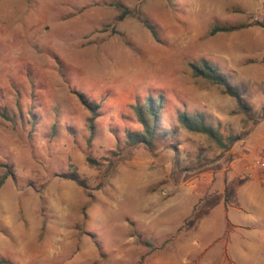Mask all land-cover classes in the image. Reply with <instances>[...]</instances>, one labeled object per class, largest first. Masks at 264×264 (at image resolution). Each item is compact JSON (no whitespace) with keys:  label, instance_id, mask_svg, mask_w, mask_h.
I'll return each mask as SVG.
<instances>
[{"label":"rangeland","instance_id":"rangeland-1","mask_svg":"<svg viewBox=\"0 0 264 264\" xmlns=\"http://www.w3.org/2000/svg\"><path fill=\"white\" fill-rule=\"evenodd\" d=\"M115 4L132 14L118 20ZM261 6L264 0H0V263L23 264L19 236L35 235V212L45 215L60 193L57 202L65 196L76 207L67 215L78 216L79 231L99 251L117 245L124 214L127 227L134 217L149 227L143 251L160 252L165 264H233L224 242L228 258L243 239L260 244V227L221 234L217 191L201 194L220 182L222 169L264 155ZM215 26L243 27L210 35ZM202 62L242 91L252 120L222 87L193 76L190 64ZM73 92L99 106L91 140V114ZM150 96L163 98L153 148L130 147L127 133L142 130L135 108ZM182 112L204 115L222 138L240 140L224 150L185 130ZM253 203L262 202L237 201L249 217ZM11 225L21 233L11 237ZM50 240L45 231L40 244Z\"/></svg>","mask_w":264,"mask_h":264},{"label":"crops","instance_id":"crops-1","mask_svg":"<svg viewBox=\"0 0 264 264\" xmlns=\"http://www.w3.org/2000/svg\"><path fill=\"white\" fill-rule=\"evenodd\" d=\"M260 151L258 148L254 149L255 153ZM244 165L245 163L238 162L232 164L231 170L222 169L221 174H219L221 177L220 182L213 186L211 190L207 188L209 190L201 195L205 198L209 197L214 190L217 191V202L220 203L219 222L221 226V229L218 230L221 234L242 228L239 224H244L253 232L256 227L261 228V246L254 242H245V239H243L244 241L241 240L240 243L233 246L236 250L233 255L234 258H228L226 254L227 243L224 242L223 238L219 239L220 243L224 242L221 249L224 250L222 254H224V258L228 263L234 264L235 260L239 261V259L244 258L246 262L255 260L254 264H264V258L261 261L259 260V263L256 260L260 253L264 255V173L257 172L253 177L247 178L245 177ZM226 188L230 190L228 202L226 201ZM60 196L61 193L52 196L57 197V199L49 200L50 203L48 202L45 209V215L44 211L38 210L35 212V217L38 219V228L35 230V235L24 233L23 237L19 236L22 238L19 244L25 252L23 264H165L159 257L160 252L153 255L143 251L142 247L144 245L150 247V244L143 240L144 235L148 237L152 234L149 227L146 226V228L141 229L140 225H137L138 219L136 217L130 220L135 226L133 228L127 227L125 214L121 218V221H123L122 230L117 232L115 242L117 245L113 244L114 246H111L110 242H107L103 250L99 251L98 249L101 246H96L97 243L91 238V234L86 230L79 231L78 216L76 214L74 216L67 215L68 211L71 212L72 208L76 207H71L72 205L68 207L67 203L64 204L66 201L65 196L61 203L57 202L60 201L58 200ZM238 200L245 202L246 206L249 202L252 204V201L255 202V200L262 203L260 205L253 203L251 217H249L246 211L238 207ZM228 209L234 211V219L229 217ZM39 212H43L42 215ZM134 215L138 216L136 213ZM201 216H206V213ZM180 219L184 221L185 217L183 216ZM120 227L121 225H118V229ZM7 228L9 229L6 232L11 237L21 233L19 228L14 225ZM45 231L51 234V240L50 243L41 245L40 240H42ZM168 232L167 227L166 233Z\"/></svg>","mask_w":264,"mask_h":264},{"label":"trees","instance_id":"trees-1","mask_svg":"<svg viewBox=\"0 0 264 264\" xmlns=\"http://www.w3.org/2000/svg\"><path fill=\"white\" fill-rule=\"evenodd\" d=\"M170 1V0H167ZM117 11L120 12L118 20H123L126 16L131 15L132 11L124 8L120 4H115L114 6ZM139 21L143 26L151 32V34L156 37V32L154 28L140 16H137ZM262 27L264 25L261 24ZM243 26H229V27H220L215 26L210 31V35H215L216 33H231L241 29ZM193 76L196 78L204 79L213 84H216L223 88V91L226 95L235 100L238 111L247 116L249 120H252L254 117V112H252L250 106H248L244 101V96L242 91L239 88L231 86L227 79L218 72L211 64L202 62L199 65L190 64ZM79 100V102L90 112L91 116L88 119V131L90 132V140L94 134V121L97 118L98 105L91 104L84 96L78 92H73ZM162 96L152 97L150 96L146 99L142 105L136 106L135 115L137 122L141 126L142 130L140 133H127L126 140L130 147H135L139 145H144L148 148H153L154 142L156 140V131L158 128V117L160 114V108L162 105ZM179 124L187 131L191 133H199L207 136L211 141L215 142L220 148L228 150L236 141L240 140L238 136H229L224 139L205 119L204 115L201 114H188L182 112L178 115ZM87 161L92 163L91 158H87ZM73 176V180L76 179ZM230 190L226 188V201L228 202V194Z\"/></svg>","mask_w":264,"mask_h":264},{"label":"built area","instance_id":"built-area-1","mask_svg":"<svg viewBox=\"0 0 264 264\" xmlns=\"http://www.w3.org/2000/svg\"><path fill=\"white\" fill-rule=\"evenodd\" d=\"M259 18L264 19V6H261L260 10L257 12L255 20ZM244 170L246 172L245 177L247 178L253 177L257 172L264 173V155H258L250 161H247L244 165Z\"/></svg>","mask_w":264,"mask_h":264}]
</instances>
